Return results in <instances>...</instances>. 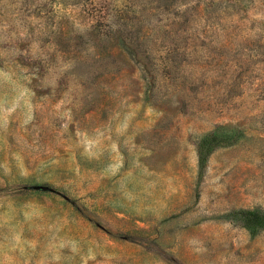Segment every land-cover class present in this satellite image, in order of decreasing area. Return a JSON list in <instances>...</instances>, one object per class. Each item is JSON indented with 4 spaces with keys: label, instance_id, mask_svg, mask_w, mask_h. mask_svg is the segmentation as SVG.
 <instances>
[{
    "label": "rangeland",
    "instance_id": "1",
    "mask_svg": "<svg viewBox=\"0 0 264 264\" xmlns=\"http://www.w3.org/2000/svg\"><path fill=\"white\" fill-rule=\"evenodd\" d=\"M207 1L0 0V264H264V0Z\"/></svg>",
    "mask_w": 264,
    "mask_h": 264
},
{
    "label": "trees",
    "instance_id": "2",
    "mask_svg": "<svg viewBox=\"0 0 264 264\" xmlns=\"http://www.w3.org/2000/svg\"><path fill=\"white\" fill-rule=\"evenodd\" d=\"M206 1V0H205ZM214 2L215 0H210ZM210 1L206 2L210 5ZM230 4L239 3V0H229ZM122 30V29H120ZM128 36L115 43V50L117 48L121 53L127 54L130 59H137L138 50L134 47L131 40H128ZM243 135L242 130L237 128L230 133H219L217 131H209L205 133L197 143V155H198V183L204 178L210 156L215 150L221 147H227L234 145ZM226 219L236 221L243 227L251 232V234H257L261 230H264V210L262 208H238L232 209L224 214Z\"/></svg>",
    "mask_w": 264,
    "mask_h": 264
},
{
    "label": "water",
    "instance_id": "3",
    "mask_svg": "<svg viewBox=\"0 0 264 264\" xmlns=\"http://www.w3.org/2000/svg\"><path fill=\"white\" fill-rule=\"evenodd\" d=\"M36 189H43V190H52V188L48 185H43V184H37L33 186Z\"/></svg>",
    "mask_w": 264,
    "mask_h": 264
}]
</instances>
